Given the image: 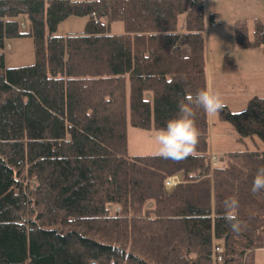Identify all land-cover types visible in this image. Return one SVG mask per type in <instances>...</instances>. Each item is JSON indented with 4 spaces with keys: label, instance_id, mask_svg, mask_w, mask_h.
Here are the masks:
<instances>
[{
    "label": "trees",
    "instance_id": "16d2710c",
    "mask_svg": "<svg viewBox=\"0 0 264 264\" xmlns=\"http://www.w3.org/2000/svg\"><path fill=\"white\" fill-rule=\"evenodd\" d=\"M70 17L84 29L55 34ZM218 17L206 0H0V264H213L215 246L220 264H257L264 191L251 188L264 151L212 168L210 115L198 109L196 156L128 152L129 124L164 128L181 99L208 88L206 31ZM251 23L252 36L234 23L239 49L264 47V19ZM19 38L32 39L35 61L7 68L6 42ZM218 115L239 142H264V98ZM232 196L240 234L222 218Z\"/></svg>",
    "mask_w": 264,
    "mask_h": 264
},
{
    "label": "rangeland",
    "instance_id": "374dc122",
    "mask_svg": "<svg viewBox=\"0 0 264 264\" xmlns=\"http://www.w3.org/2000/svg\"><path fill=\"white\" fill-rule=\"evenodd\" d=\"M226 0H219L218 5L214 0H206L211 9H216L220 13V24L214 27H208L206 31V58H207V78L208 88L218 92L225 105L233 112L244 111L248 101L254 96L264 98V47L256 49H239L234 39V23L236 21L246 20L249 22V35L253 34L254 17L249 19V15L244 11H237ZM247 14V17L241 16ZM263 15L258 18L264 19ZM85 19L80 17H70L62 22L57 30V35H66L72 32H80L84 29ZM22 30L28 27L27 20L20 18ZM120 23L113 26L114 31H119ZM5 66L7 68L32 64L35 61V49L32 39L19 38L11 39L6 42L4 49ZM232 57L234 62L233 71L224 70L225 58ZM210 146L211 152L222 158L220 164L226 165L227 155L232 152L242 151H264V142L259 138H248L245 142H239V135L233 126L227 122L221 121L219 115L210 116ZM156 131H146L134 128L128 125V152L130 155L155 154L157 145L152 137ZM178 183L180 182V176ZM173 177V178H175ZM171 178V179H173ZM170 179V180H171ZM169 181V179L167 180ZM176 187V186H175ZM174 187V188H175ZM173 188V189H174ZM168 191L167 183L165 186ZM152 204H148L151 207ZM114 214L119 213L117 207H111ZM257 264H264V252H258L256 255ZM213 264L214 261H213Z\"/></svg>",
    "mask_w": 264,
    "mask_h": 264
},
{
    "label": "clouds",
    "instance_id": "9594fccd",
    "mask_svg": "<svg viewBox=\"0 0 264 264\" xmlns=\"http://www.w3.org/2000/svg\"><path fill=\"white\" fill-rule=\"evenodd\" d=\"M75 2V0H73ZM226 107L221 95L209 88L198 90L195 95L187 94L178 103L179 113L167 122L166 127L158 129L152 139L157 145L155 154L176 162L197 155L201 132L196 124L197 110L203 109L210 116H215ZM264 191V167L258 169L251 192L253 195ZM239 200L227 197L223 201V219L235 234L247 229V223L238 216Z\"/></svg>",
    "mask_w": 264,
    "mask_h": 264
},
{
    "label": "crops",
    "instance_id": "0c3cea01",
    "mask_svg": "<svg viewBox=\"0 0 264 264\" xmlns=\"http://www.w3.org/2000/svg\"><path fill=\"white\" fill-rule=\"evenodd\" d=\"M214 1L218 5L219 0H214ZM225 2H228V3H230L232 5L233 0H226ZM234 7H236L238 13H239V11H244L245 13L247 12V14L249 15L248 17H247V14H242L241 15V16L246 15V16H243L244 18L247 17L245 19H249L251 17L258 18L259 15H263L264 16V0H235L234 1ZM215 10H216L215 8L211 9L208 6V3H206V13H207V15H209L211 13H216V14H218V16H220V13H218ZM218 19H219V17H218ZM214 26H217V25L208 26V27H214ZM208 27H207V29H208ZM179 176H180V179H181V175L180 174H179ZM258 252H264V249L263 250H259Z\"/></svg>",
    "mask_w": 264,
    "mask_h": 264
},
{
    "label": "built area",
    "instance_id": "2783aa9c",
    "mask_svg": "<svg viewBox=\"0 0 264 264\" xmlns=\"http://www.w3.org/2000/svg\"><path fill=\"white\" fill-rule=\"evenodd\" d=\"M22 28H24V27H22ZM221 161H222V158L218 157L216 154H213V153L211 154V167L212 168L219 166ZM222 253H223L222 247H219V246L214 247L212 258H213V261L215 264H220L222 262Z\"/></svg>",
    "mask_w": 264,
    "mask_h": 264
},
{
    "label": "bare ground",
    "instance_id": "6f19581e",
    "mask_svg": "<svg viewBox=\"0 0 264 264\" xmlns=\"http://www.w3.org/2000/svg\"><path fill=\"white\" fill-rule=\"evenodd\" d=\"M178 184V177H175L167 182L168 191L172 190Z\"/></svg>",
    "mask_w": 264,
    "mask_h": 264
}]
</instances>
